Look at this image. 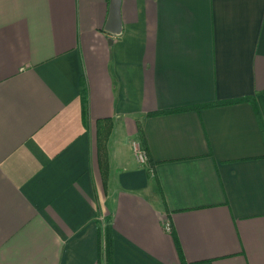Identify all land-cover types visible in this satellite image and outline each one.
<instances>
[{
  "label": "crops",
  "instance_id": "obj_1",
  "mask_svg": "<svg viewBox=\"0 0 264 264\" xmlns=\"http://www.w3.org/2000/svg\"><path fill=\"white\" fill-rule=\"evenodd\" d=\"M105 229L264 264V0H0V264H105Z\"/></svg>",
  "mask_w": 264,
  "mask_h": 264
},
{
  "label": "trees",
  "instance_id": "obj_2",
  "mask_svg": "<svg viewBox=\"0 0 264 264\" xmlns=\"http://www.w3.org/2000/svg\"><path fill=\"white\" fill-rule=\"evenodd\" d=\"M98 149L100 148V139L98 140ZM141 146L143 149H145L146 151V148L144 146V143L143 141L141 140ZM104 237H105V240H104V246H103V249H102V256L103 257V260H104V263L105 264H112V256H111V243H110V237H109V232L107 229L104 230Z\"/></svg>",
  "mask_w": 264,
  "mask_h": 264
},
{
  "label": "built area",
  "instance_id": "obj_3",
  "mask_svg": "<svg viewBox=\"0 0 264 264\" xmlns=\"http://www.w3.org/2000/svg\"><path fill=\"white\" fill-rule=\"evenodd\" d=\"M131 148H132L133 154L136 157L137 161L140 163H144L146 160V157L142 149L134 142L131 143ZM165 229L169 230V225L165 224Z\"/></svg>",
  "mask_w": 264,
  "mask_h": 264
}]
</instances>
